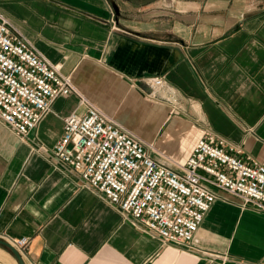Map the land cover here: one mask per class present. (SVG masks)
Wrapping results in <instances>:
<instances>
[{
	"label": "crops",
	"instance_id": "0c3cea01",
	"mask_svg": "<svg viewBox=\"0 0 264 264\" xmlns=\"http://www.w3.org/2000/svg\"><path fill=\"white\" fill-rule=\"evenodd\" d=\"M0 12L75 88L25 137L0 119V237L29 238L27 264H264V211L239 197L218 189L192 243H164L51 153L64 118L93 105L168 167L206 134L264 164V0H0Z\"/></svg>",
	"mask_w": 264,
	"mask_h": 264
},
{
	"label": "built area",
	"instance_id": "2783aa9c",
	"mask_svg": "<svg viewBox=\"0 0 264 264\" xmlns=\"http://www.w3.org/2000/svg\"><path fill=\"white\" fill-rule=\"evenodd\" d=\"M147 82L153 92L165 84L163 77ZM74 90L60 64L49 62L0 12V119L25 137L58 98ZM227 147L225 140L206 134L184 165L171 168L157 161L137 135L91 105L83 115L64 118L63 135L51 153L133 224L164 243L188 246L218 199V189L239 197L243 207L264 211V164L247 162ZM9 242L24 256L30 240Z\"/></svg>",
	"mask_w": 264,
	"mask_h": 264
},
{
	"label": "water",
	"instance_id": "95a60500",
	"mask_svg": "<svg viewBox=\"0 0 264 264\" xmlns=\"http://www.w3.org/2000/svg\"><path fill=\"white\" fill-rule=\"evenodd\" d=\"M115 8L118 10L117 6ZM0 246L7 248L15 256L19 264H27L22 254L10 242L0 238Z\"/></svg>",
	"mask_w": 264,
	"mask_h": 264
},
{
	"label": "rangeland",
	"instance_id": "374dc122",
	"mask_svg": "<svg viewBox=\"0 0 264 264\" xmlns=\"http://www.w3.org/2000/svg\"><path fill=\"white\" fill-rule=\"evenodd\" d=\"M1 238V237H0ZM3 240H6L9 242V240L2 238ZM2 249L6 250L8 253H10L12 255V257L10 258V261L7 260L6 258H4L2 255H0V258L3 260H5L6 264H19L18 261L16 260L15 256L5 247L0 246ZM23 256V255H22Z\"/></svg>",
	"mask_w": 264,
	"mask_h": 264
},
{
	"label": "bare ground",
	"instance_id": "6f19581e",
	"mask_svg": "<svg viewBox=\"0 0 264 264\" xmlns=\"http://www.w3.org/2000/svg\"><path fill=\"white\" fill-rule=\"evenodd\" d=\"M24 258V257H23Z\"/></svg>",
	"mask_w": 264,
	"mask_h": 264
}]
</instances>
